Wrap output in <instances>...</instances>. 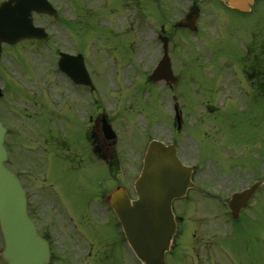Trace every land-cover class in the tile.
I'll use <instances>...</instances> for the list:
<instances>
[{"label":"flooded vegetation","instance_id":"obj_1","mask_svg":"<svg viewBox=\"0 0 264 264\" xmlns=\"http://www.w3.org/2000/svg\"><path fill=\"white\" fill-rule=\"evenodd\" d=\"M133 6L141 10L143 0H135ZM137 22L149 27L153 40L167 34L170 46L175 45L174 36L171 30L166 32L163 21L158 22V27L149 25L148 20ZM127 23L121 32L130 36L112 42L116 57L131 56L133 50L131 32L134 26L129 21ZM88 28V23L80 24L79 36ZM173 29L179 31L174 23ZM98 32H103L112 40V33H115L112 28V5L109 26L103 29L94 26L90 31L92 38L87 43L81 37L79 46L71 38L74 50L51 45L52 54L58 56L60 51L83 54L89 78L80 75L82 81L76 82L54 64L56 70L52 72L62 82L51 84L54 90L50 87L44 90L42 86L43 90H34L35 72L27 77L29 82L24 79L25 86L18 84L21 92L12 88L15 83L10 78L1 81L0 116L7 127L8 163L19 174L27 191L29 212L41 234L49 241L50 264H134L133 254L121 229L112 231V205L107 201V194L112 188V169L128 173L136 166L134 159L126 160L129 168L123 169L120 155L136 154L154 137L176 143L183 161L194 166L197 184L185 198L175 201L178 228L167 255L168 264H259L257 256L247 254L245 248L240 251L241 258H237L234 246L229 242L226 227L240 222L245 214H248L245 219H252L254 210L247 212L251 209L249 203L237 221L231 220L229 196L220 176L217 178L219 173L202 172L204 166L196 162L197 157L189 143L196 138V128L186 133L191 130L195 112L190 109L185 112L183 103L177 100L180 75L172 87L173 91L179 92L174 93L172 104L174 110L178 107L182 113L181 122L178 123L175 116H165L164 111L162 117L156 116L151 122L147 121L142 135L145 145L133 149L132 144H136L137 139L126 140L127 134L122 131L126 110L132 106V100L123 101V106L120 105L121 100L117 105L112 101V86L123 91L130 84L120 81L112 84V46L108 51L101 45L95 50L91 47ZM47 40L34 42L49 43ZM156 45L152 44L151 62L142 69L147 82L152 85L155 84L148 80V75L158 62L161 39ZM175 61L173 59V64ZM100 62L101 67L98 65ZM86 79L88 83L84 82ZM167 86L168 83L164 82V87ZM23 88H27V94L22 92ZM36 93H42L43 98L38 99ZM159 106L164 110L163 105ZM194 106L188 104V108ZM112 128L116 131L115 138H112ZM95 164L102 165L100 171L94 170ZM126 175L120 177V182H127ZM217 184L220 189L216 188ZM203 200H206L205 203ZM191 204L193 212L190 211ZM256 235L259 237L258 233Z\"/></svg>","mask_w":264,"mask_h":264},{"label":"rangeland","instance_id":"obj_2","mask_svg":"<svg viewBox=\"0 0 264 264\" xmlns=\"http://www.w3.org/2000/svg\"><path fill=\"white\" fill-rule=\"evenodd\" d=\"M53 1L60 12L54 16L40 15L36 18V22L50 27L52 37L47 40L49 43L25 41L24 44L21 43L22 45L7 48L8 50L6 49L7 51L5 50L6 52L0 57V75L4 77L13 79L15 65L18 70L22 71L21 79L24 78L26 81L29 80L27 77L35 72L33 89L36 91L42 89L40 86L45 90L51 84L62 83L52 72L56 70L53 67L58 55L52 54L51 45L58 49L74 50L72 39L77 46H79L81 37L87 43V40L92 38L90 31L97 22V17L88 14L86 0H64L69 8L68 11L62 0ZM96 1L94 0L93 4L88 2L90 10L98 5L100 13L107 15L112 3V23L122 28L129 21L134 26L132 34L134 54L131 52V56L127 55L122 58L114 55L115 49L112 42H119L126 37L125 33L120 30L112 33V40L103 32L100 34L98 32L94 36L91 47L94 49L101 45L108 51L107 49L111 50L112 46V84L117 77L114 74H119L122 83H130L132 77L138 74L135 82L126 87L122 93L117 91V95H112V98L121 100L120 105L122 106L127 97L137 95V98L133 100V105L126 110L128 122L125 132H128L126 140L137 139L138 142L132 144V148L138 149L146 142L142 138L145 133V122L155 119L156 116H163L164 110L157 102L162 100L165 103V109L168 110L167 116L172 115V109L169 103L171 96L168 91L167 95L165 91H160L161 88L157 87V90L154 86H146L149 83L144 80L145 75L142 74V69L151 62L152 33L148 26H142L137 21L145 22L153 19L152 22L155 25L157 21L163 20L164 15V18L168 20V16L174 17L182 14L181 9L184 11V7L191 5L192 0H158L160 11L163 7L161 13H158L159 9L157 10L155 5L148 7L144 0L141 10L134 8L132 2L134 0H126L128 6H125L127 3L125 0H99L98 4ZM149 3H154V0H149ZM199 4L201 9L197 33L186 31V29L178 32L173 27L170 29L175 39L174 54L176 59L184 64L177 67L182 72L181 96L179 97H182L185 112L189 109L196 111L192 119L197 117V120L191 121V130H187L186 133L189 134L197 127L200 136L203 134L202 131L207 129V135L197 137L191 146L193 154L204 159L202 172L219 173L217 178L220 176L219 179L224 184L225 192L229 193L232 189H238L251 181L253 178L251 175L264 174V84L262 85L257 78L254 79L250 65L254 60L256 47L261 46V51L264 52V0H256L253 9L248 13L231 10L219 0L198 1ZM59 16L67 18V28L64 27V23L61 24L58 21ZM74 19L76 21L73 22ZM62 21L65 22L66 19L63 18ZM105 22L106 24L102 22L100 24L109 26L110 21ZM82 23H88L89 28L81 34L82 36H79L78 28ZM12 55H14V60ZM105 56H108L107 52ZM260 64L264 66V59L260 60ZM98 65L101 67V62ZM258 70L254 69V72ZM13 81L16 82L14 79ZM24 83L22 86H25ZM244 84V89L252 92L250 99H248V91H242ZM18 86L16 82L12 88L21 92ZM212 87H214L213 90L210 89ZM50 89L54 90L51 87ZM223 89L229 92L228 95L224 96ZM22 92L26 93L27 88H23ZM42 93H36L38 99L43 98ZM173 93L178 94L179 92L176 90ZM196 101L199 105L195 108L196 110H193V107L188 108V104H195ZM185 112H183L184 115ZM198 121L201 124L197 123ZM205 123L206 126L208 124L207 128ZM183 133L184 130L182 135ZM131 152L134 151L131 150ZM137 154L138 152L135 154L134 161L138 157ZM121 156L124 167H127L126 160L134 157L133 154ZM217 158L216 162L209 160ZM100 166L102 165L95 164L94 170L100 171ZM116 180V174L112 170V187L116 186ZM216 188L220 189L219 184ZM205 201L203 200V203ZM250 208L247 212L254 210V214H251L254 216L252 219H245L248 216L245 214L240 222L230 225L225 232L228 234L229 242H232L234 246L237 258H241L240 251L245 248L247 254L257 256V263L264 264V185L259 188L254 201L250 203ZM190 209L191 212L194 211L192 204ZM112 231H115L113 223ZM254 233L255 236H253Z\"/></svg>","mask_w":264,"mask_h":264},{"label":"water","instance_id":"obj_3","mask_svg":"<svg viewBox=\"0 0 264 264\" xmlns=\"http://www.w3.org/2000/svg\"><path fill=\"white\" fill-rule=\"evenodd\" d=\"M240 10H249L253 0H224ZM32 10L53 13L46 0H9L0 7L1 41H18L45 34L33 26ZM165 68L161 65L158 71ZM6 129L0 121V226L5 239L2 257L9 264H48L47 241L38 233L27 211L25 192L19 178L5 161ZM192 185L191 170L179 160L174 146L153 141L149 147L142 175L136 182L139 198L132 200L122 187L112 189L109 197L127 238L144 264H166L165 253L176 230L172 202ZM253 190L235 193L230 202L234 216Z\"/></svg>","mask_w":264,"mask_h":264}]
</instances>
